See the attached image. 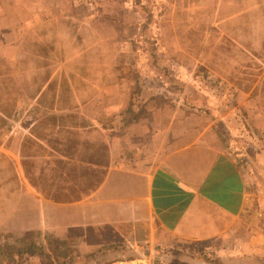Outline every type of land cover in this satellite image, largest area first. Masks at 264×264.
I'll use <instances>...</instances> for the list:
<instances>
[{
    "label": "rangeland",
    "instance_id": "1",
    "mask_svg": "<svg viewBox=\"0 0 264 264\" xmlns=\"http://www.w3.org/2000/svg\"><path fill=\"white\" fill-rule=\"evenodd\" d=\"M182 123L239 162L242 225L263 231L264 0H0V264L248 263L234 261L245 235L124 243L108 226L63 231L38 202L96 186L105 142L113 164L137 165L157 155L152 134ZM249 260L264 264V248Z\"/></svg>",
    "mask_w": 264,
    "mask_h": 264
},
{
    "label": "crops",
    "instance_id": "2",
    "mask_svg": "<svg viewBox=\"0 0 264 264\" xmlns=\"http://www.w3.org/2000/svg\"><path fill=\"white\" fill-rule=\"evenodd\" d=\"M183 128L177 133L175 127H170L160 137L152 134L153 145L154 139H159L157 147L153 146L157 155L141 158L137 165L113 164L111 147L105 142L109 157L100 181L82 198L35 200L54 210L56 220H66L63 231L108 226L119 229L118 237L124 243L130 237L136 243L174 248L220 240L221 244L225 241V247L228 240L229 244L232 241L229 238L245 235L242 250L247 251V256L235 257L234 261L250 263V249L264 248V230L251 231L250 238L249 224L247 228L242 225L245 215L250 219L248 181L242 168L223 152L208 127L197 133ZM140 135H144L142 145L145 137L151 136ZM30 189L26 193L14 191L12 195L32 196ZM236 249L232 244L227 251ZM230 257L233 264V255Z\"/></svg>",
    "mask_w": 264,
    "mask_h": 264
}]
</instances>
